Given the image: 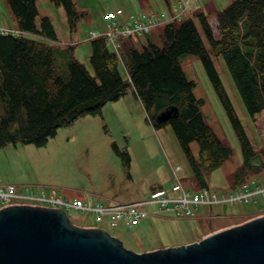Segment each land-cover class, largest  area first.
I'll list each match as a JSON object with an SVG mask.
<instances>
[{"label":"trees","instance_id":"16d2710c","mask_svg":"<svg viewBox=\"0 0 264 264\" xmlns=\"http://www.w3.org/2000/svg\"><path fill=\"white\" fill-rule=\"evenodd\" d=\"M49 1L65 9L75 30L82 14L74 0ZM6 3L14 25L28 34L0 35V149L18 143L44 146L60 127L83 115L101 113L107 103L131 90L156 128L172 126L194 184L208 187L207 176L234 153L204 119V100L194 95L196 83L179 62L181 55L190 53L200 57L241 146L244 161L234 174L232 189L264 173V168L250 165L257 154L264 157V148L253 146L212 59V54L223 57L255 120L264 111V0H232L218 11V39L204 12L167 22L163 47L149 41L141 50L123 37L116 51L105 37L91 39L93 72L70 54L66 74L60 72L57 60V30L50 17L40 16L37 0ZM165 3L172 7L170 0ZM172 106L178 107V117L159 123L157 116ZM124 157L130 160L128 152Z\"/></svg>","mask_w":264,"mask_h":264},{"label":"rangeland","instance_id":"374dc122","mask_svg":"<svg viewBox=\"0 0 264 264\" xmlns=\"http://www.w3.org/2000/svg\"><path fill=\"white\" fill-rule=\"evenodd\" d=\"M74 2L82 16L76 29L72 30L62 6L49 0H37L40 16L50 17L57 30L59 43H56V53L60 72L63 74L68 70L70 54L93 72L89 33L109 28L104 18L107 11L123 8L126 16L120 19L122 21L131 12L151 13L153 9L160 11L161 8H167L165 0ZM202 2L214 3L219 8L224 0H201L203 5ZM229 4L230 2L221 8ZM205 12L212 21L215 37L220 38V28L217 20L215 21L214 12ZM0 20H4L7 26H14L6 0H0ZM165 25L166 23H159L147 35L140 33L141 42L134 44L142 50L143 43L149 45L151 40L163 47ZM70 46H73L72 51H69ZM64 52L67 54H63ZM212 59L253 146L256 149L264 148V111L253 120L223 57L212 54ZM179 62L187 78L196 83L194 95L204 100L201 111L206 123L233 149L232 158L207 176L211 190L228 193L232 189L234 174L244 161L240 143L200 57L187 53L179 57ZM192 147L198 155V144L194 142ZM126 152L130 154L129 161L124 157ZM171 165L181 167L179 175L184 178L185 186L194 190L196 185L191 168L172 126L156 128L148 119L140 99L130 90L120 100L107 103L101 113L83 115L60 127L57 134L44 146L18 143L1 148L0 184L15 185L20 192H25L28 187L33 190L56 188L64 196L88 195L94 201L104 204L131 203L150 199L160 188L169 187L172 182ZM257 181L260 187L264 186L263 175L257 177ZM263 201V195L259 194L257 203L252 199L247 203H236L235 206L201 205L190 217L152 216V220L146 223L132 224L120 220L116 226L111 224L107 215L98 221L92 211L69 210L68 213L74 223L104 227L122 239L126 247L144 252L195 242L205 232L204 236L233 223H242L262 211ZM152 208L149 207L150 210ZM218 214L226 216L219 217Z\"/></svg>","mask_w":264,"mask_h":264},{"label":"water","instance_id":"95a60500","mask_svg":"<svg viewBox=\"0 0 264 264\" xmlns=\"http://www.w3.org/2000/svg\"><path fill=\"white\" fill-rule=\"evenodd\" d=\"M178 115L172 106L157 121ZM250 165L264 168L262 154ZM0 264H264V214L195 242L137 252L106 228L74 223L63 208L9 204L0 207Z\"/></svg>","mask_w":264,"mask_h":264},{"label":"built area","instance_id":"2783aa9c","mask_svg":"<svg viewBox=\"0 0 264 264\" xmlns=\"http://www.w3.org/2000/svg\"><path fill=\"white\" fill-rule=\"evenodd\" d=\"M190 2L191 0L180 1L174 7L175 13L167 21L181 19L183 14L189 9ZM124 16L125 12L122 8L107 11L105 19L109 28L104 32L99 30L91 31L90 38L94 39L104 36L113 48L118 51L120 46L119 37L136 40L140 33H148L160 22L159 19L142 11L131 13L126 20L123 19L121 21L120 19ZM22 33L25 32L18 28L0 25V35H20ZM171 168L172 182L170 186L162 188L152 198L144 201L104 204L94 201L88 195L79 197L64 196V193L56 188L33 190L32 187H28L25 192H20L15 185L0 184V207L9 204H29L58 207L67 211H92L95 212L98 221L102 220V216L107 215L110 217L111 224L116 226L120 220H125L132 224L145 223L152 216L190 217L201 205L235 206L236 203H247L252 199L257 202L256 197L259 194L264 197V186L260 188L255 185V180L246 181L236 190L228 193H217L207 187L194 190L188 189L179 175L181 167L171 165ZM149 207L153 208L150 210Z\"/></svg>","mask_w":264,"mask_h":264},{"label":"crops","instance_id":"0c3cea01","mask_svg":"<svg viewBox=\"0 0 264 264\" xmlns=\"http://www.w3.org/2000/svg\"><path fill=\"white\" fill-rule=\"evenodd\" d=\"M181 0H170V3L172 6L174 5H177L178 2H180ZM232 0H224L223 4H219V8H217L216 5H214V3H206V2H202L203 5L201 4V0H191V6H190V9L184 14V18L188 19V18H191L195 15L196 12H204L206 13L205 11L208 10V11H213L214 12V15H215V21H216V14L218 11H220L222 8L221 7H224V5H226V3L230 2L231 3ZM200 9H203L202 11H200ZM154 10V9H153ZM151 11V13H155L156 15H161V13H165L166 15H169L170 13H173L174 9L169 8L167 6V8H161L160 11ZM208 16V14H207ZM210 21V20H209ZM0 23L1 24H4L6 25V22L4 20H0ZM210 23H212V21H210ZM15 26V25H14ZM141 42V40H139ZM151 41V40H149ZM143 45H145L143 43ZM235 224V223H233ZM232 225V224H231Z\"/></svg>","mask_w":264,"mask_h":264}]
</instances>
